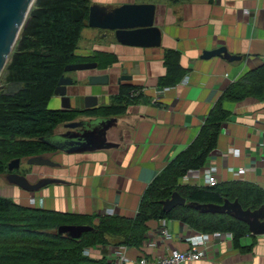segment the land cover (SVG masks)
I'll return each instance as SVG.
<instances>
[{
    "label": "crops",
    "instance_id": "0c3cea01",
    "mask_svg": "<svg viewBox=\"0 0 264 264\" xmlns=\"http://www.w3.org/2000/svg\"><path fill=\"white\" fill-rule=\"evenodd\" d=\"M145 1L158 4L156 24L163 31L162 46L123 45L113 32L87 27L77 54L85 57L112 54L117 60L106 71L68 73L75 79L69 87L70 93L76 95L72 98L73 108H83L79 103L84 104L87 94H98L101 105L109 104L121 85H132L141 91V101L131 105L119 127L110 131V139L121 146L82 154L56 152L60 159L55 156L53 159L61 166L51 167L53 171L44 176L59 177L67 183L34 192L36 201H30L34 206L89 215H103L110 209L114 215L135 216L147 187L192 143L221 95L264 63V0H138ZM221 46L243 55V60L232 63L219 56L202 58L205 50ZM170 49L182 54L181 63L188 70L189 79L186 84L180 82L158 93L159 79L167 73L165 53ZM124 69L132 79L119 83ZM102 73H110V85L88 83L90 75ZM52 102L53 108L61 106L59 97ZM225 107L232 115L224 122L218 146L210 157L218 167L219 181H246L264 188V100L226 101ZM204 181L202 177L184 179L185 183L197 185H204ZM22 193V197L30 194L23 189ZM23 199L22 204H29ZM148 226L143 248L99 245L91 250V256L109 261L115 253L122 254L124 264H137L141 256H147L158 264L173 249H187L188 237L194 232L180 220H151ZM164 226L169 236H162L160 230ZM190 264H264V236L247 235L240 246H235L234 240L227 243L211 240L206 256Z\"/></svg>",
    "mask_w": 264,
    "mask_h": 264
},
{
    "label": "trees",
    "instance_id": "16d2710c",
    "mask_svg": "<svg viewBox=\"0 0 264 264\" xmlns=\"http://www.w3.org/2000/svg\"><path fill=\"white\" fill-rule=\"evenodd\" d=\"M90 0H36L5 66L6 81L18 85L13 92L0 91V175L9 172L12 159L56 152L44 138L59 126L88 116L127 114L131 105L142 99L141 91L132 85H121L108 105L85 109L49 107L60 78L68 64L96 61L107 69L117 60L115 55L96 53L78 55L79 42L89 18ZM91 28V27H90ZM182 54L167 50L166 75L159 88L175 86L188 70L181 63ZM247 98L264 100V63L234 82L213 106L198 135L184 150L157 174L142 196L133 217L120 215L74 214L30 207L0 195V264H115L106 258L96 259L85 249L96 246L143 248L151 220H180L194 230L212 233L230 231L235 246L250 235L249 225L229 214L204 213L190 203L224 204L238 199L244 208L264 205V188L246 181L197 185L184 182L190 170L202 169L216 150L222 126L232 115L226 101L241 102ZM179 192L189 204L165 211L162 201ZM64 224L94 226L81 238L59 233Z\"/></svg>",
    "mask_w": 264,
    "mask_h": 264
},
{
    "label": "water",
    "instance_id": "95a60500",
    "mask_svg": "<svg viewBox=\"0 0 264 264\" xmlns=\"http://www.w3.org/2000/svg\"><path fill=\"white\" fill-rule=\"evenodd\" d=\"M35 0H0V75L3 72L12 50L18 40L21 30L27 20L29 12ZM158 4L152 1L127 2L122 4L93 2L90 6L89 18L85 23L91 28L101 31L113 32L117 41L127 46L160 47L163 44V31L156 24ZM222 57L229 62L242 61L244 56L233 54L228 47L221 46L213 50H205L203 59ZM99 63L78 62L68 64L55 89L54 97H59L61 106L59 109L72 110V98L76 95L70 93V86L75 79L68 73L95 70ZM128 70H123V75L118 79L119 83L131 80ZM88 83L92 86H106L111 83L110 73L92 74L88 77ZM53 97V99H54ZM52 99V100H53ZM101 96L87 94L84 96V107L90 110L101 106ZM51 100V101H52ZM123 117L119 116H88L83 115L75 120L64 123V130L44 138V141L52 145L58 152L66 154H82L103 150H111L121 146L120 142L110 139V131L119 127ZM22 161L28 165L60 167L48 154L34 155L28 159H12L8 164L9 172L5 176L9 184L15 185L28 192H38L47 186L54 184H66L67 181L54 176L39 177L32 181L31 175L14 172L21 167ZM165 211H171L177 206L189 204L187 199L179 192H174L171 197L162 201ZM204 213L229 214L243 220L249 225L250 233L254 236L264 235V205L257 209L244 208L238 199H227L224 204H196L190 203ZM94 230V226L80 224H64L59 227V233L71 238H81L85 232Z\"/></svg>",
    "mask_w": 264,
    "mask_h": 264
},
{
    "label": "built area",
    "instance_id": "2783aa9c",
    "mask_svg": "<svg viewBox=\"0 0 264 264\" xmlns=\"http://www.w3.org/2000/svg\"><path fill=\"white\" fill-rule=\"evenodd\" d=\"M188 77H184L181 84L188 82ZM167 88L158 89V93H163ZM242 170H240L241 172ZM199 177L204 178V185L215 186L220 183L218 178V167L211 161L202 169L190 170L184 179H197ZM35 197L31 198V202L35 203ZM114 215L113 210H106L103 215ZM162 236H169L167 228H162ZM192 234L188 237L189 247L185 250L173 249L170 254L163 256L159 259L158 264H190L193 261H199L207 254L208 242L211 240H219L222 243H227L234 240V234L230 231H215L212 233L199 232L193 230ZM264 236V235H263ZM90 248L85 249V253L88 254ZM117 252V251H116ZM125 256L118 254L114 258H110L109 262L115 264H124ZM137 264H154L153 260L148 259L147 256H141Z\"/></svg>",
    "mask_w": 264,
    "mask_h": 264
},
{
    "label": "rangeland",
    "instance_id": "374dc122",
    "mask_svg": "<svg viewBox=\"0 0 264 264\" xmlns=\"http://www.w3.org/2000/svg\"><path fill=\"white\" fill-rule=\"evenodd\" d=\"M90 1H91V3H93V2H95L97 0H90ZM88 58H90V57H88ZM110 67H108L107 69H104V71L108 70ZM97 70H103V69L98 68ZM17 88H18V85L11 84V83H9V82L6 81V72H4V70H3V72L0 75V91L13 92ZM79 105L82 106L84 104L81 101L79 103ZM104 105H108V104H104ZM49 107L50 108H53V102L52 101L50 102ZM58 108H53V109H58ZM73 109H80V107L73 108ZM62 126L61 125L59 126L58 131L64 130V128ZM55 157H56V159H60V156H58V155L57 156L55 155ZM51 171H53L51 167H47V166H34V165H30V164L28 165V163L26 161H22L21 167L16 170L17 173H21V174H31L35 178L44 176L47 173H51ZM55 171L57 172V170H55ZM20 193L21 194H24V193H22V189H20L19 187L15 186V185L9 184V182H7V180H6V177L3 176V175L2 176L0 175V195L5 196V197L13 198V199L17 200L20 203H21V199L24 198V199H26L29 202V204H27V203L25 204L26 206L35 207L30 202L31 201V198H33L35 196L34 195L35 193L30 192L31 195L28 194L27 197H22L20 195ZM92 249H94V248H90L89 249V252H88L87 255H90V256L92 255L91 254V250Z\"/></svg>",
    "mask_w": 264,
    "mask_h": 264
},
{
    "label": "flooded vegetation",
    "instance_id": "af4514ba",
    "mask_svg": "<svg viewBox=\"0 0 264 264\" xmlns=\"http://www.w3.org/2000/svg\"><path fill=\"white\" fill-rule=\"evenodd\" d=\"M128 111H129V109H128ZM128 113V112H127ZM121 133V135H123V133H122V131L120 132ZM122 137V136H121ZM56 152H58V151H56ZM56 152H53V153H46V154H48L49 156H52V158L55 156L54 154L56 153ZM47 167H49V166H47ZM14 172H16V170H14ZM27 175H31V174H27ZM31 177H32V181H36L38 178H35L34 176H32L31 175Z\"/></svg>",
    "mask_w": 264,
    "mask_h": 264
}]
</instances>
